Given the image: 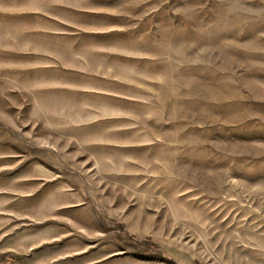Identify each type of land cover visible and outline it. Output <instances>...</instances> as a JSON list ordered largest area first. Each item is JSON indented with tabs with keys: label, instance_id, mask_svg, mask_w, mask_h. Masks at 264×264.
Returning <instances> with one entry per match:
<instances>
[{
	"label": "rangeland",
	"instance_id": "obj_1",
	"mask_svg": "<svg viewBox=\"0 0 264 264\" xmlns=\"http://www.w3.org/2000/svg\"><path fill=\"white\" fill-rule=\"evenodd\" d=\"M0 264H264V0H0Z\"/></svg>",
	"mask_w": 264,
	"mask_h": 264
}]
</instances>
